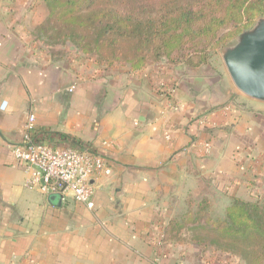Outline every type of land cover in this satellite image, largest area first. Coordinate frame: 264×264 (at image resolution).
Masks as SVG:
<instances>
[{"label": "crops", "instance_id": "1", "mask_svg": "<svg viewBox=\"0 0 264 264\" xmlns=\"http://www.w3.org/2000/svg\"><path fill=\"white\" fill-rule=\"evenodd\" d=\"M22 1L0 0V264H244L192 228L204 200L223 214L259 194L264 102L225 104L212 64L132 70L45 45ZM30 113L35 140L104 155L111 173L93 178V209L23 186L9 145Z\"/></svg>", "mask_w": 264, "mask_h": 264}, {"label": "trees", "instance_id": "2", "mask_svg": "<svg viewBox=\"0 0 264 264\" xmlns=\"http://www.w3.org/2000/svg\"><path fill=\"white\" fill-rule=\"evenodd\" d=\"M47 16L35 36L71 45L96 63L207 66L212 53L264 14V0H43ZM200 213L207 212L208 203ZM199 213L194 241L244 264H264V197L233 198L223 216ZM204 219V222L200 221Z\"/></svg>", "mask_w": 264, "mask_h": 264}, {"label": "built area", "instance_id": "3", "mask_svg": "<svg viewBox=\"0 0 264 264\" xmlns=\"http://www.w3.org/2000/svg\"><path fill=\"white\" fill-rule=\"evenodd\" d=\"M72 91V87L68 89ZM172 95L174 89L169 90ZM35 116L27 115L23 140L9 145L11 154L23 168V186L36 189L43 195L57 193L61 201L68 197L94 208L92 180L97 175L108 176L110 167L103 154L71 146H53L34 139ZM169 138V135H165ZM206 148L209 144L206 143Z\"/></svg>", "mask_w": 264, "mask_h": 264}, {"label": "water", "instance_id": "4", "mask_svg": "<svg viewBox=\"0 0 264 264\" xmlns=\"http://www.w3.org/2000/svg\"><path fill=\"white\" fill-rule=\"evenodd\" d=\"M220 57L236 89L250 99L264 102V14L222 47ZM47 200L59 205L61 196L49 194Z\"/></svg>", "mask_w": 264, "mask_h": 264}, {"label": "rangeland", "instance_id": "5", "mask_svg": "<svg viewBox=\"0 0 264 264\" xmlns=\"http://www.w3.org/2000/svg\"><path fill=\"white\" fill-rule=\"evenodd\" d=\"M12 3H13L12 5L15 7L16 6V4H15L16 1H14ZM21 7L27 9L28 11L29 10H34V13H32L31 16H28L24 20V23L27 24V28H28L29 31L32 30L33 24H34L35 21L36 22L37 21L39 22L41 19L43 21V20H45V18L47 16V9H46L45 5L43 4V0H26V1L23 0L22 3H21ZM253 22H252V24H253ZM39 25L40 24L38 23V25L36 26V28L34 30V33L36 32V29H37V27ZM33 36H34V34H33ZM235 37L233 38V40L235 39ZM233 40L231 42H229L228 44L232 43ZM224 46H222V47H224ZM222 47L216 49V51H214L212 53V56L210 58L209 64L210 65L212 64L217 69L218 72L219 71H222V73L224 74V78H226V81L228 80V83L225 80H224V82H222L223 83V86H222L223 95L225 94V92H228L227 97L223 96V102L225 104H230V103L232 104L233 103V104H237V105H244L245 99H249V98H247L245 95H243L233 85V83H232V81H231V79H230V77H229V75H228V73L226 71V68H225V66H224V64H223V62L221 60V57H220V50H221ZM234 91H236V92L234 93ZM257 197H261V198L264 197V180H263V182L261 184V188L259 190V194L254 195L252 201H254ZM207 203H208V206H207L208 207V210H207L206 213H205L206 210L204 212H201L200 213L201 215H203L205 213L204 214L205 216L210 215L213 218H220V217L223 216L221 210L216 209V208L215 209H210L209 202L207 201ZM239 261H242V260H239Z\"/></svg>", "mask_w": 264, "mask_h": 264}]
</instances>
